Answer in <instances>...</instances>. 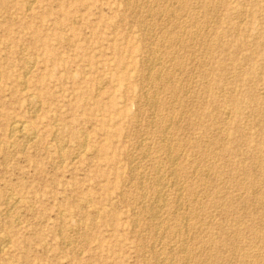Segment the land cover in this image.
Instances as JSON below:
<instances>
[{"label":"rangeland","instance_id":"rangeland-1","mask_svg":"<svg viewBox=\"0 0 264 264\" xmlns=\"http://www.w3.org/2000/svg\"><path fill=\"white\" fill-rule=\"evenodd\" d=\"M1 237L0 264H264V0H0Z\"/></svg>","mask_w":264,"mask_h":264},{"label":"bare ground","instance_id":"bare-ground-1","mask_svg":"<svg viewBox=\"0 0 264 264\" xmlns=\"http://www.w3.org/2000/svg\"><path fill=\"white\" fill-rule=\"evenodd\" d=\"M158 1V0H157ZM33 4V3H32ZM137 4V3H136ZM154 5V4H153ZM30 7V6H29ZM170 8V7H169ZM166 10V9H165ZM174 14V13H173ZM153 15V14H152ZM205 16V15H204ZM160 18V17H159ZM240 19V18H239ZM199 25V24H198ZM184 26V25H183ZM145 29V28H144ZM171 30V29H170ZM152 34V33H151ZM194 34V33H193ZM183 35V34H182ZM188 35V34H187ZM172 36V35H171ZM171 39V38H170ZM180 39V38H179ZM193 40V39H192ZM170 41V40H169ZM163 47V46H162ZM158 48V47H157ZM159 49V48H158ZM151 51V50H150ZM163 53V52H162ZM149 55V54H148ZM151 55V54H150ZM155 58V57H154ZM161 59V58H160ZM184 59V58H183ZM159 60V59H158ZM160 62V61H159ZM146 63V62H145ZM161 67V66H160ZM180 67V66H179ZM148 68V67H147ZM153 68H155V67H153ZM162 70V69H161ZM171 74V73H170ZM169 74V75H170ZM26 75H27V73H26ZM156 76H159V75H156ZM256 76V75H255ZM157 79H158V77H157ZM24 80V79H23ZM25 81V80H24ZM42 81V80H41ZM150 81V80H149ZM142 84V83H141ZM157 84V83H156ZM178 86V85H177ZM26 88V87H25ZM151 90V89H150ZM145 94V93H144ZM155 95V94H154ZM32 96V95H31ZM35 96V95H34ZM156 96V95H155ZM230 99V98H229ZM150 100V99H149ZM158 102V101H157ZM156 102V103H157ZM151 103H154V102H151ZM148 104V103H147ZM141 107V106H140ZM153 107V106H152ZM185 111V110H184ZM181 113V112H180ZM153 114V113H152ZM159 116V115H158ZM168 118V117H167ZM162 123V122H161ZM156 124V123H155ZM151 125H153V124H151ZM155 126V125H154ZM30 129H31V127H30ZM159 130V129H158ZM34 131V130H33ZM150 131V130H149ZM167 131V130H166ZM9 133L11 134V135H15V136H18V137H20L22 140H25V139H30V138H32L31 137V133H30V130H29V128H28V125L27 124H25V123H23V122H21V121H18V120H13V121H11L10 122V125H9ZM61 134V133H60ZM85 134V133H84ZM87 135V134H86ZM62 136V135H61ZM162 136V135H161ZM172 136V135H171ZM12 137V136H11ZM165 137V136H164ZM19 138V139H20ZM58 138V137H57ZM88 139V138H87ZM26 140V141H27ZM58 144V143H57ZM14 145V144H13ZM168 145V144H167ZM166 145V146H167ZM165 146V147H166ZM176 147V146H175ZM24 148V147H23ZM62 148V147H61ZM25 149V148H24ZM84 149V148H83ZM167 150V149H166ZM170 150V149H169ZM149 151V150H148ZM172 152V151H171ZM68 153V152H67ZM148 153V152H147ZM149 155V154H148ZM162 155V154H161ZM141 156V155H140ZM157 157V156H156ZM132 159H134V158H132ZM166 159V158H165ZM168 159H170V158H168ZM152 160V159H151ZM61 161H64V160H61ZM161 162V161H160ZM159 162V163H160ZM158 163V164H159ZM173 163H175V162H173ZM172 163V164H173ZM154 165V164H153ZM157 165V164H156ZM173 166V165H172ZM138 167V166H137ZM159 168V167H158ZM170 168V167H169ZM133 169V168H132ZM147 170V169H146ZM157 170V169H156ZM175 170V169H174ZM208 170V169H207ZM159 171V170H158ZM173 171V170H172ZM172 174V173H171ZM175 173H173V175H174ZM177 174V173H176ZM151 175H153V174H151ZM163 175V174H162ZM165 175V174H164ZM163 175V176H164ZM172 176V175H171ZM204 176V175H203ZM141 177V176H140ZM149 177V176H148ZM152 177H154V176H152ZM174 177H176V176H174ZM145 178H147V177H145ZM157 179V178H156ZM175 179V178H174ZM142 181V180H141ZM162 181V180H161ZM153 182V181H152ZM160 182V181H159ZM133 184V183H132ZM160 184H161V182H160ZM158 185V184H157ZM171 185V184H170ZM162 186V185H161ZM164 186V185H163ZM172 187V186H171ZM165 188V187H164ZM177 188V187H176ZM156 189V188H155ZM194 189V188H193ZM159 190H161V189H159ZM128 191V190H127ZM144 191V190H143ZM179 191H180V189H179ZM151 192V191H150ZM122 195V194H121ZM143 195H144V193H143ZM159 195V194H158ZM166 195V194H165ZM145 196V195H144ZM168 196V195H167ZM130 197V196H129ZM160 196H158V199H160L159 198ZM166 198V197H165ZM192 198V197H191ZM157 199V198H156ZM174 199V198H173ZM186 199V198H185ZM193 199V198H192ZM8 203H17L16 201V199L15 198H11V197H9L8 199ZM133 201V200H132ZM159 201V200H158ZM179 201V200H178ZM19 202V201H18ZM160 202V201H159ZM164 202V201H163ZM158 203V202H157ZM23 204V203H22ZM15 205V204H14ZM144 205V204H143ZM157 206V205H156ZM155 205H154V207L155 208H157ZM160 205H158V207H159ZM176 206V205H175ZM177 206H180V204L179 205H177ZM149 207V206H148ZM161 208H163V207H161ZM230 208V207H229ZM152 209V208H151ZM177 210V209H176ZM152 211H153V209H152ZM7 213H8V211H7ZM163 214V213H162ZM190 215V214H189ZM153 216V215H152ZM181 216V215H180ZM183 216V215H182ZM174 217V216H173ZM186 217V216H185ZM177 218V217H176ZM136 219V218H135ZM153 219H154V217H153ZM185 220H188V219H185ZM136 221V220H135ZM164 221V220H163ZM170 221V220H169ZM182 221V220H181ZM168 223V222H167ZM161 224H162V222H161ZM184 225V224H183ZM175 226V225H174ZM168 228V227H167ZM183 228V227H182ZM186 229V228H185ZM188 229V228H187ZM158 230V229H157ZM166 230V229H165ZM155 231V230H154ZM187 231V230H186ZM176 234H177V232H176ZM158 235V234H157ZM189 235V234H188ZM6 236V235H5ZM164 236V235H163ZM158 237V236H157ZM175 237V236H174ZM197 238V237H196ZM0 240H1V244L0 245H2V250H3V246H6L8 243H6L7 241H8V239H7V241H6V238L5 237H1L0 238ZM174 240V239H173ZM160 242V241H159ZM185 242V241H184ZM183 242V243H184ZM10 243V242H9ZM177 243V242H176ZM165 245V244H164ZM188 245V244H187ZM167 249V248H166ZM0 250H1V248H0ZM163 250V249H162ZM186 250V249H185ZM145 251V250H144ZM185 253V252H184ZM199 254V253H198ZM192 256V255H191ZM160 259V258H159ZM170 259H172V258H170ZM187 259V258H186ZM166 261V260H165ZM172 261V260H171ZM164 262V261H163ZM213 262V261H212ZM156 263V262H155ZM159 263V262H158ZM160 263H162V262H160ZM170 264V263H169Z\"/></svg>","mask_w":264,"mask_h":264}]
</instances>
